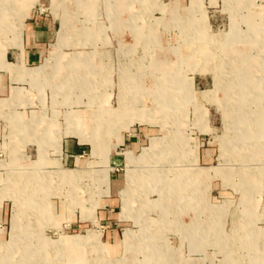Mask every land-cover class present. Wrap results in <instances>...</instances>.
Returning a JSON list of instances; mask_svg holds the SVG:
<instances>
[{
    "label": "rangeland",
    "instance_id": "1",
    "mask_svg": "<svg viewBox=\"0 0 264 264\" xmlns=\"http://www.w3.org/2000/svg\"><path fill=\"white\" fill-rule=\"evenodd\" d=\"M37 5L76 12L72 33L94 41L43 66L57 77L39 155L21 152L32 137L1 153L0 264H182L177 252L205 243L222 254L211 264H264V0H0L3 63ZM130 134L136 157L118 173L128 223L112 252L98 207ZM65 137L85 144L77 167L58 160Z\"/></svg>",
    "mask_w": 264,
    "mask_h": 264
},
{
    "label": "crops",
    "instance_id": "2",
    "mask_svg": "<svg viewBox=\"0 0 264 264\" xmlns=\"http://www.w3.org/2000/svg\"><path fill=\"white\" fill-rule=\"evenodd\" d=\"M77 15L76 12L73 13L70 10L58 11L50 8L42 9L39 5L35 6L22 21L20 46L10 47L7 50L5 56L6 64L3 63L0 57V157L4 150L8 151L15 143L20 146L24 138L30 141V137L39 138L40 142H30L25 147L21 145V152L27 146L34 145L38 147V150H36L39 155L40 144L44 145L42 138H45L46 135L45 114L42 112V107L45 105L47 80L57 77L47 76L46 71L47 68L56 67L57 64L55 62V65L50 64L51 61H49L47 66H43L50 56L57 53L61 54L59 63H63V55L67 53V49L79 48L83 44H93L94 41L92 38H81L78 40L76 32L72 33L73 28L69 23L70 20L67 18ZM65 19L68 20V26L63 31ZM14 23L17 27V19H15V22L10 23L11 26ZM74 53L71 52L69 54L73 55ZM36 69L39 73L37 75L32 74V71ZM54 71L56 72V69ZM63 78L62 76L59 77L60 80ZM58 84H55V88ZM55 88L51 89L53 95L56 94ZM9 117H12L14 123H17V127H14L13 123L9 122L7 119ZM134 132V137L138 138L141 136L137 134L138 131L136 129ZM143 132L146 134L148 129L145 128ZM130 137L131 134L127 137L125 136L123 143L118 145L119 148L124 146L121 149H125V152L117 153L112 158L108 157V167L111 169L110 191L109 195L102 200L98 207L101 210L97 216L100 229H102L103 233L106 229H109L107 230L109 244H106V249L112 252L122 245L121 240L119 241L116 237L118 235V228L114 226H122L128 223L120 215L122 212V198L119 195L121 194L120 186L122 180L118 178L121 176L118 173L123 171L122 167L130 166V162L136 157L130 151V148L133 147V150L137 149L138 143L136 140H129ZM74 138L65 137L63 139L62 154L58 156L61 164L70 168L77 167L80 164L86 150L85 144L80 143L79 140L76 141ZM9 209V204L5 201L0 205V241L5 240V235L1 230L7 228L6 224H8L10 219ZM117 210L120 211L117 212ZM114 215H117L118 218H114ZM75 223L82 222L79 220ZM207 246V243H205L202 246L197 245L190 249L185 248L177 252V255L182 258V264H211V262H217L218 260L215 257L222 256V254L216 251L220 250L214 249V252L207 249ZM232 255L247 256L249 254L243 251L237 252L232 250L223 254V256Z\"/></svg>",
    "mask_w": 264,
    "mask_h": 264
},
{
    "label": "bare ground",
    "instance_id": "3",
    "mask_svg": "<svg viewBox=\"0 0 264 264\" xmlns=\"http://www.w3.org/2000/svg\"><path fill=\"white\" fill-rule=\"evenodd\" d=\"M6 5V4H5ZM6 7V6H5ZM253 88V87H252ZM254 90V89H253ZM237 104V103H236ZM76 134H77V136H79V137H81V132H79V131H76ZM80 139H82V138H80ZM94 149L96 150V145L94 144ZM79 243V239H77V238H69L68 239V241H66L65 240V242H61V243H59V248H62V247H67V246H71L72 244H78ZM72 247V246H71ZM77 248V247H76Z\"/></svg>",
    "mask_w": 264,
    "mask_h": 264
}]
</instances>
